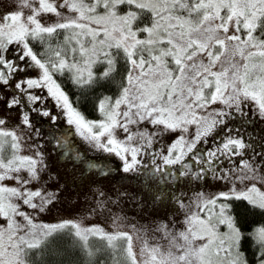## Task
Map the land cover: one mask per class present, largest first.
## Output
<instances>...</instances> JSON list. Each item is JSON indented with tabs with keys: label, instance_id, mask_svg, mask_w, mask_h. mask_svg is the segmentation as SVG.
I'll return each mask as SVG.
<instances>
[{
	"label": "snow or ice",
	"instance_id": "snow-or-ice-1",
	"mask_svg": "<svg viewBox=\"0 0 264 264\" xmlns=\"http://www.w3.org/2000/svg\"><path fill=\"white\" fill-rule=\"evenodd\" d=\"M0 264H264V0H0Z\"/></svg>",
	"mask_w": 264,
	"mask_h": 264
},
{
	"label": "rangeland",
	"instance_id": "rangeland-1",
	"mask_svg": "<svg viewBox=\"0 0 264 264\" xmlns=\"http://www.w3.org/2000/svg\"><path fill=\"white\" fill-rule=\"evenodd\" d=\"M78 143V142H77ZM60 214H64L63 213V210H61V213ZM52 215H57V213L54 211L53 213H52Z\"/></svg>",
	"mask_w": 264,
	"mask_h": 264
}]
</instances>
